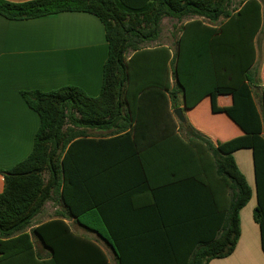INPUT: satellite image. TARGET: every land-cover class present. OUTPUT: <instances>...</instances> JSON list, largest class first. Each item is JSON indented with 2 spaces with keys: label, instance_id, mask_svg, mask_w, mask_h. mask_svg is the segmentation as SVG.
<instances>
[{
  "label": "trees",
  "instance_id": "obj_1",
  "mask_svg": "<svg viewBox=\"0 0 264 264\" xmlns=\"http://www.w3.org/2000/svg\"><path fill=\"white\" fill-rule=\"evenodd\" d=\"M231 2L32 0L13 3L0 0V16L10 21H25L67 12L94 15L104 25L109 44L98 97H90L74 86L49 92H21L28 107L38 114L41 124L31 154L12 169L0 170L5 182V189L0 194V264H46L43 251L36 246L32 237L41 243L42 249L47 250L55 261L65 255L79 254L77 246L68 249L69 241L84 242L92 247V251L102 254L94 244L75 236L61 220L44 223L33 229L32 233L26 230L32 226L34 218L43 211L53 194H61V200L69 205V193L78 192L85 178L126 172L127 168L117 166L114 162L111 164L109 159L82 163L75 160L74 150L77 145H89L90 149L98 151L110 145L119 147L135 144L137 135L132 133L137 132L146 116L141 115L138 106V102L144 99L143 95L131 93L130 90L137 80H143L151 84L144 90L156 91L162 86L158 80L159 73H164L163 88L169 96L161 92L157 94L165 100L167 111L170 102L176 110L179 93L183 94L184 105L189 111L205 98H210L212 113L224 114L243 132V135L224 142L213 141L186 122L181 124L186 134L175 135L174 140L187 149L185 154L197 148V151L200 149V157L203 151L208 155L209 161L199 160L197 175H216L226 194L223 226L215 228L211 237L191 255L190 261L176 264H208L212 259L228 257L234 251L240 236L239 213L252 197V190L234 157L241 150H251L253 155L258 194V206L253 216L260 226L264 249V136L262 117L255 105L252 90L256 84V75L252 70L257 59L255 40L264 29V5L261 0H243L237 9L230 10ZM164 18H174L179 22L190 18L181 25L178 34H172L175 39L173 55L166 46L150 47L161 36ZM129 51L134 54L127 60ZM140 57L149 61L142 79L133 66ZM171 79L175 81L173 88ZM224 95L232 97L231 106L218 105V97ZM168 113L176 130L178 125L172 120L170 108ZM120 120L128 124L121 126ZM126 126L134 127V132L129 131L113 139H90L86 131L112 129L115 133ZM184 163L186 171H181L189 175V164ZM137 169L144 175L153 172ZM176 172L170 173L176 176ZM199 184L202 186L203 182ZM205 186L201 196L208 198V195L213 194V185L210 189L206 183ZM207 202L209 208L213 207L212 204L217 206L216 202ZM203 225L199 224V228ZM165 243L166 233H162L156 241H152V246H159L151 248V253L158 252ZM110 244L121 260V248L113 242Z\"/></svg>",
  "mask_w": 264,
  "mask_h": 264
},
{
  "label": "crops",
  "instance_id": "obj_2",
  "mask_svg": "<svg viewBox=\"0 0 264 264\" xmlns=\"http://www.w3.org/2000/svg\"><path fill=\"white\" fill-rule=\"evenodd\" d=\"M6 1L22 3L32 0ZM174 40L171 36L161 44L169 48L172 55L175 53ZM255 43L257 59L252 70L256 84L252 90L262 117L264 136V29ZM154 46L157 45H150ZM133 54L129 51L127 60ZM108 55L104 25L94 15L67 12L25 21H10L0 16V170L12 169L31 154L40 128L38 114L28 107L21 92H49L74 86L90 97H98ZM147 60L140 57L133 64L141 79L149 66ZM158 80L162 86L151 92L144 90L151 84L143 80L132 85L131 93H140L144 97L138 106L141 115L146 116L136 133L134 127L128 126L115 133L112 129L86 130L90 139H113L133 131L132 134L137 135L135 144L110 145L98 151L90 149L89 145H77L74 150L75 160L82 163L109 159L111 164L114 162L127 168L126 172L85 178L78 192L69 193V205L61 200V194H53L26 230L32 233L44 223L61 220L75 236L91 242L102 254L92 251V247L84 242L69 241L68 249L77 246L79 254L65 255L55 261L32 237L43 251L46 264L185 263L211 237L218 225L223 226L226 213L223 184L216 175H197L199 160L209 161L204 151L201 157L197 148L189 151L193 154H185L188 151L184 145L174 140L175 135L186 132L181 129L182 123L174 115L175 109L170 102L168 111L170 108L172 120L178 125L176 130L173 128L165 100L157 94L161 92L169 96L163 88L164 73H159ZM174 86L175 81L171 79V88ZM177 99L176 109H182L186 121L213 141L224 142L243 135L242 130L224 114L212 113L210 98H205L191 111L184 105L183 94L179 93ZM232 104L231 96L218 97L220 107ZM124 123L119 121L121 126ZM234 157L252 190V197L239 213L240 236L234 251L228 257L212 259L208 264H264L262 232L253 216L258 206V194L252 151L241 150ZM184 162L189 164V175L182 173L186 171ZM137 168L153 172L144 175ZM171 171H177V175L173 176ZM199 182L203 185L200 186ZM205 183L209 189L213 185V194L208 198L201 196ZM4 189V177L0 174V194ZM207 201L216 202L218 207L212 204L213 207L209 208ZM199 224L204 225L199 228ZM162 233H166V243L152 254L151 248L159 246H152V241ZM110 242L121 248V260Z\"/></svg>",
  "mask_w": 264,
  "mask_h": 264
},
{
  "label": "rangeland",
  "instance_id": "obj_3",
  "mask_svg": "<svg viewBox=\"0 0 264 264\" xmlns=\"http://www.w3.org/2000/svg\"><path fill=\"white\" fill-rule=\"evenodd\" d=\"M264 5V0H261ZM243 0H232L231 6L229 7L230 10L237 9ZM190 18H185L182 22H179L177 19L174 18H164L161 22V36L157 42H154L152 45H161L167 42V39L172 36L173 33L178 34L181 25L185 22L189 21ZM171 39V38H170ZM47 177V175H46Z\"/></svg>",
  "mask_w": 264,
  "mask_h": 264
},
{
  "label": "water",
  "instance_id": "obj_4",
  "mask_svg": "<svg viewBox=\"0 0 264 264\" xmlns=\"http://www.w3.org/2000/svg\"><path fill=\"white\" fill-rule=\"evenodd\" d=\"M174 115L182 124H185L187 122L182 109H176L174 111Z\"/></svg>",
  "mask_w": 264,
  "mask_h": 264
}]
</instances>
